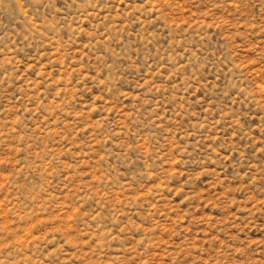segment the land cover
<instances>
[{"label":"rangeland","instance_id":"374dc122","mask_svg":"<svg viewBox=\"0 0 264 264\" xmlns=\"http://www.w3.org/2000/svg\"><path fill=\"white\" fill-rule=\"evenodd\" d=\"M0 3V264H264V0Z\"/></svg>","mask_w":264,"mask_h":264},{"label":"bare ground","instance_id":"6f19581e","mask_svg":"<svg viewBox=\"0 0 264 264\" xmlns=\"http://www.w3.org/2000/svg\"><path fill=\"white\" fill-rule=\"evenodd\" d=\"M2 1V0H1ZM0 5H1V3H0ZM51 28V27H50ZM47 32V31H46Z\"/></svg>","mask_w":264,"mask_h":264}]
</instances>
